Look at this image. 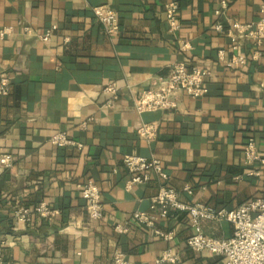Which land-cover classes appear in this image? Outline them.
Instances as JSON below:
<instances>
[{
    "label": "crops",
    "instance_id": "0c3cea01",
    "mask_svg": "<svg viewBox=\"0 0 264 264\" xmlns=\"http://www.w3.org/2000/svg\"><path fill=\"white\" fill-rule=\"evenodd\" d=\"M167 1L0 0V80L8 83L0 94V155L12 157L10 167L0 165V264H112L116 252L130 264H155L167 248L178 257L173 264H222L219 255L186 247L193 232L186 213L155 222L172 233L169 240L132 219L134 211L152 212L159 181L151 176L126 187L122 158H157L184 202L231 211L264 197V162L243 158L252 137L264 159V36L256 49L231 29L255 22L264 0H176L175 29L165 20ZM103 4L119 20L112 36L91 10ZM52 26L48 40L40 39ZM174 62L207 69L206 94L179 92L175 109L138 113L137 92ZM108 85L112 100L103 91ZM149 122L156 133L148 140L136 128ZM58 131L82 147L52 144ZM85 182L100 192L99 219L85 211ZM39 201L56 214L13 220L15 207ZM200 226L214 239L229 238L234 228L224 218Z\"/></svg>",
    "mask_w": 264,
    "mask_h": 264
},
{
    "label": "built area",
    "instance_id": "2783aa9c",
    "mask_svg": "<svg viewBox=\"0 0 264 264\" xmlns=\"http://www.w3.org/2000/svg\"><path fill=\"white\" fill-rule=\"evenodd\" d=\"M176 0H168L164 3L165 20L169 29L178 26ZM221 6H225V1H221ZM95 20L102 26L108 35H114L118 29L117 13L107 5H97L92 7ZM218 13V10L215 11ZM258 19L250 25H242L233 22L232 30L246 36L256 49L262 44L264 36V3L260 7ZM54 26L47 29L40 39L48 40ZM214 29L222 31L221 23H215ZM4 30H0V38ZM222 50L218 51V56L222 58ZM239 60V59H238ZM231 62L235 63V59ZM229 65V63H228ZM210 72L201 67L188 66L183 62H174L170 66L169 73L165 76H158L147 88L137 92L134 98V109L140 113L150 110H173L177 107V94L185 93L190 98H199L207 92V79ZM7 84L4 79L0 80V94L7 93ZM103 91L110 94V99L115 98V89L112 85L103 88ZM110 101V100H109ZM138 135L145 139H151L156 133L154 122L143 123L136 128ZM49 141L59 147H75L80 149L82 144L63 131H58L51 135ZM243 158L245 163L251 164L257 161L264 162L259 155L256 143L252 137L246 140L243 146ZM122 164L127 171L128 178L126 187L132 184L146 183L150 177H155L158 181V189L152 197L151 213L134 211L132 219L146 228H151L154 233L169 240L171 232L163 233L155 229V222L160 218H166L171 211L184 212L188 216L189 227L193 230L186 239V247L193 251H210L222 257V264H264V197L249 199L231 211L215 210L212 207L196 202H184L179 198V192L168 186L166 181L168 174L164 171L160 161L154 156L144 157L138 155H125ZM0 165L10 167L12 157L9 154L0 155ZM79 194L84 201V208L89 218L99 219L102 216L103 205L101 202L98 187L92 182H85L79 186ZM187 194L191 193V187L185 185L182 189ZM57 210L48 203L39 201L33 206H19L12 211L13 220L16 223L26 224L31 221L34 215L43 219H50ZM227 219L232 227V234L227 239H214L206 237L200 230V221L204 219ZM178 260L176 254L170 248L162 251L155 260V264L175 263ZM112 264H130L122 252H116L112 258Z\"/></svg>",
    "mask_w": 264,
    "mask_h": 264
}]
</instances>
